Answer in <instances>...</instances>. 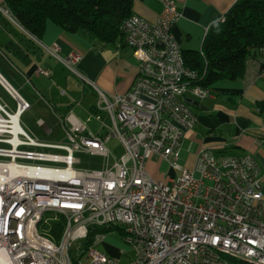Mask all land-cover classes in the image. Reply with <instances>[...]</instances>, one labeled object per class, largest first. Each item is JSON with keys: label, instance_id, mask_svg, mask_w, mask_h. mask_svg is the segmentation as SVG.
<instances>
[{"label": "built area", "instance_id": "1", "mask_svg": "<svg viewBox=\"0 0 264 264\" xmlns=\"http://www.w3.org/2000/svg\"><path fill=\"white\" fill-rule=\"evenodd\" d=\"M159 1L163 9L157 21L132 15L124 23L139 70L128 93L110 97L99 90L98 108L112 120V125L103 122L111 130L107 135L92 133L74 113L62 120L66 136L61 141L39 140L24 128L16 134L13 114L20 113L21 123L31 103L3 86L17 109L4 105L0 113V264H124L99 248L109 232L92 235L98 224L113 222L135 229V239H125L135 252L128 264H237L217 255L216 245L264 258L258 159L206 149L194 169L180 162L184 137L198 122L185 97L204 99L210 88L199 84L198 72L186 65L172 33L182 18L176 0ZM147 30H154V37H147ZM49 52L73 70L82 58L77 52L64 57L58 46ZM114 137L125 148L119 159L101 168L80 167L79 153L113 157L108 143ZM149 159L168 162L177 177L154 179ZM61 165L76 166V187L63 186ZM14 201H29V213L12 211ZM62 219L55 239L51 231Z\"/></svg>", "mask_w": 264, "mask_h": 264}, {"label": "crops", "instance_id": "2", "mask_svg": "<svg viewBox=\"0 0 264 264\" xmlns=\"http://www.w3.org/2000/svg\"><path fill=\"white\" fill-rule=\"evenodd\" d=\"M237 1L176 0L182 18L173 27L172 33L183 51H201L212 25L220 21ZM133 2V15L151 22L157 21L163 9L159 0ZM55 46L60 47L64 57L72 52L82 56L76 70L70 69L49 52ZM263 60L262 55L252 57L244 78L216 82L209 87L210 95L204 99H194L189 95L185 97L186 101H193L190 105L198 115V122L183 140L180 162L183 161L181 164L184 167L194 169L199 153L206 149L218 156L241 157L252 154L263 169L264 193ZM39 70L47 71V74ZM138 70V59L125 39L115 44L96 45L88 38L71 33L53 22H48L45 35L38 39L15 19L4 0H0V74L22 97L19 89L31 86L40 100L50 105L51 114L61 121L65 136L62 120L69 113L81 119L73 108L74 94L68 92V88L73 86L71 74L83 85H89L98 95L101 90L112 97L131 90ZM79 87V84L73 86L75 89ZM50 103L57 104L67 115L60 114L58 108ZM38 123L40 126L47 125L44 118H40ZM48 131H52L50 135L54 134L53 130ZM159 161H147L149 174L156 180L174 178L175 171L172 178L156 172Z\"/></svg>", "mask_w": 264, "mask_h": 264}, {"label": "trees", "instance_id": "3", "mask_svg": "<svg viewBox=\"0 0 264 264\" xmlns=\"http://www.w3.org/2000/svg\"><path fill=\"white\" fill-rule=\"evenodd\" d=\"M15 19L42 39L48 22L82 35L96 45L125 39V21L133 15V0H4ZM186 65L199 73V84L211 87L246 76L252 57H264V0H238L224 21L212 25L201 51H183ZM264 67V60L262 61ZM64 220L51 235L59 239ZM94 233L92 232V235Z\"/></svg>", "mask_w": 264, "mask_h": 264}, {"label": "rangeland", "instance_id": "4", "mask_svg": "<svg viewBox=\"0 0 264 264\" xmlns=\"http://www.w3.org/2000/svg\"><path fill=\"white\" fill-rule=\"evenodd\" d=\"M71 75L72 85L74 86L79 84L80 86L79 89H75L73 86H71L70 89L68 88V92L74 94L75 97L73 103L75 113L82 119V121L87 123V126L92 133L100 134L102 136L107 135V133L111 132V130L110 128L104 127L103 122L108 125L112 124L108 113L101 111L98 108L99 95L94 92L89 85H83L76 78V76L73 74ZM9 80L12 82V84H14L11 79ZM15 87L19 89L17 86ZM30 87L19 89L21 94L31 103V108L27 110L22 116L21 124L23 128L39 140L59 141L63 139L65 133L63 131L64 128L61 121L51 114V110L49 108L50 105L48 106L47 103H45L43 100H40V97L37 96ZM0 102L4 105H8L11 112H15L17 109V101L13 99V97L8 93L1 83ZM78 102H80L79 105L77 104ZM53 104L54 103H52L51 106H53ZM54 106L58 108V112H60V114L62 113L64 116L67 115V113L58 107L57 104H54ZM0 113H2V110H0ZM97 116H101L102 119L98 120L96 118ZM40 118L45 119L47 124L46 126L39 125L38 120ZM89 118H91L90 121ZM48 129L53 130L54 134L50 135V132L52 131L49 132ZM108 146L112 150L115 157L113 156L108 160L104 156L89 153H79L77 156L82 159V164L80 167L84 169L101 168L108 161L109 163H113L115 158L119 159L125 152L124 145L118 137L112 138V140L108 143ZM182 162L183 161H181V163ZM155 170L162 175H166L167 177L169 176L168 178L174 177V171L176 173L174 178H176L178 175L177 171L174 169L172 170L169 163L164 160H160L158 162V166H156ZM125 239L126 236L123 232L114 230L104 235L103 242L100 243L99 248L108 252L111 256L121 259L124 264H128L135 258V252L131 250Z\"/></svg>", "mask_w": 264, "mask_h": 264}, {"label": "bare ground", "instance_id": "5", "mask_svg": "<svg viewBox=\"0 0 264 264\" xmlns=\"http://www.w3.org/2000/svg\"><path fill=\"white\" fill-rule=\"evenodd\" d=\"M128 19H132V16ZM147 37H154V30H147ZM199 75V73H198ZM0 83L12 94L18 97V94L13 87L2 77L0 74ZM4 108V104L0 102V109ZM16 112V111H15ZM14 115V133H18L20 130H24L20 123V113ZM3 122V118L0 116V123ZM4 126L0 127L2 130ZM17 141V139H16ZM76 174V166L61 165L60 176L62 177L63 186L76 187V178L72 176ZM22 210V213H29V201H14L11 203L12 211ZM114 229H119L123 232L127 239H135V229L132 226H124V222H113V224H98V230H93V237H100V232H112ZM216 254L222 257H229L237 264H264V258H261L259 254L247 253L244 251H233V249H227L225 245H216Z\"/></svg>", "mask_w": 264, "mask_h": 264}, {"label": "water", "instance_id": "6", "mask_svg": "<svg viewBox=\"0 0 264 264\" xmlns=\"http://www.w3.org/2000/svg\"><path fill=\"white\" fill-rule=\"evenodd\" d=\"M186 102L189 103V104L193 103V101L191 99L187 100Z\"/></svg>", "mask_w": 264, "mask_h": 264}]
</instances>
